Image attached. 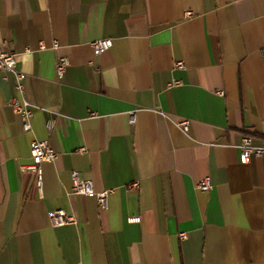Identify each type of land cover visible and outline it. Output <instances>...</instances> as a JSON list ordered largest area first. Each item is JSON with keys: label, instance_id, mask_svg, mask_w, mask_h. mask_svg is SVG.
Returning a JSON list of instances; mask_svg holds the SVG:
<instances>
[{"label": "crops", "instance_id": "1", "mask_svg": "<svg viewBox=\"0 0 264 264\" xmlns=\"http://www.w3.org/2000/svg\"><path fill=\"white\" fill-rule=\"evenodd\" d=\"M0 48L33 109L25 132L0 70V264H264V155L237 148L264 145V0H0ZM32 139L57 155L40 192ZM71 170L112 189L105 209Z\"/></svg>", "mask_w": 264, "mask_h": 264}, {"label": "built area", "instance_id": "2", "mask_svg": "<svg viewBox=\"0 0 264 264\" xmlns=\"http://www.w3.org/2000/svg\"><path fill=\"white\" fill-rule=\"evenodd\" d=\"M189 14V12H188ZM187 14V15H188ZM112 42L110 38H99L93 40L90 45L94 54H100L108 50ZM53 48L57 47V43L53 42ZM40 48H44L43 42H40ZM68 65V61L65 57H58V62L56 66L57 76L63 74L64 68ZM177 67H183V62L178 61L175 64ZM0 70L3 72H9L14 77V89L15 95L8 100V105L12 112L18 115L21 119L22 129L25 132L31 130L30 118L32 116V106L25 98V80L26 75L16 66L15 55L13 52L6 51L0 48ZM5 79V76H3ZM178 82H173L176 84ZM221 93V92H220ZM128 121L130 124L135 122L134 111L128 113ZM187 121L183 120L178 123V126L186 131ZM48 130L52 128V122L47 124ZM239 150L240 162H247L251 156H262L264 155V145H255L252 142V137L249 134L242 135L240 142L237 145ZM80 152L84 151V148L78 149ZM29 156L30 162L28 164L20 166L22 171H29L34 174V185L35 188L40 192L43 186V176L41 164L45 161H52L56 158L55 151L50 147L47 140H37L32 139L29 144ZM71 191L75 194L83 196H94L96 202L101 209L107 207L108 195L112 192V189H106L101 191H95L93 184L90 180L81 178L76 170H71ZM132 187L137 188L138 184L133 183ZM196 187L202 191H208L211 189L212 184L208 177L201 179ZM52 226H61L64 224L75 223V217L72 214H68L61 209L53 210L48 213ZM128 223H137L140 221L139 216H129L126 218ZM181 238H185L186 234L181 233Z\"/></svg>", "mask_w": 264, "mask_h": 264}]
</instances>
